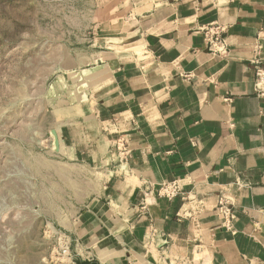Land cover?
<instances>
[{"label": "crops", "instance_id": "0c3cea01", "mask_svg": "<svg viewBox=\"0 0 264 264\" xmlns=\"http://www.w3.org/2000/svg\"><path fill=\"white\" fill-rule=\"evenodd\" d=\"M90 13L92 95L61 130L62 154L95 179L73 252L264 264V0H96Z\"/></svg>", "mask_w": 264, "mask_h": 264}, {"label": "rangeland", "instance_id": "374dc122", "mask_svg": "<svg viewBox=\"0 0 264 264\" xmlns=\"http://www.w3.org/2000/svg\"><path fill=\"white\" fill-rule=\"evenodd\" d=\"M95 6L0 0V264H96L72 250L94 173L66 158L61 141L91 99L82 70L96 65L84 56Z\"/></svg>", "mask_w": 264, "mask_h": 264}, {"label": "built area", "instance_id": "2783aa9c", "mask_svg": "<svg viewBox=\"0 0 264 264\" xmlns=\"http://www.w3.org/2000/svg\"><path fill=\"white\" fill-rule=\"evenodd\" d=\"M260 79H262V77H260ZM258 83H260V82H258ZM258 83H257V84H258Z\"/></svg>", "mask_w": 264, "mask_h": 264}]
</instances>
